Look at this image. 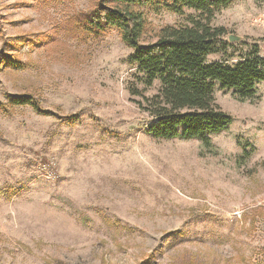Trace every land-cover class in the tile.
Returning <instances> with one entry per match:
<instances>
[{
    "label": "rangeland",
    "instance_id": "1",
    "mask_svg": "<svg viewBox=\"0 0 264 264\" xmlns=\"http://www.w3.org/2000/svg\"><path fill=\"white\" fill-rule=\"evenodd\" d=\"M97 2L0 0V60L26 64L0 63V264H264V81L245 100L215 91L233 120L210 147L152 137L140 94L157 83L143 89L115 29L82 32ZM141 10L142 45L205 16ZM210 16L228 46L209 60L264 55V0ZM17 95L42 111L10 104Z\"/></svg>",
    "mask_w": 264,
    "mask_h": 264
},
{
    "label": "trees",
    "instance_id": "2",
    "mask_svg": "<svg viewBox=\"0 0 264 264\" xmlns=\"http://www.w3.org/2000/svg\"><path fill=\"white\" fill-rule=\"evenodd\" d=\"M233 1L98 0L94 9L84 13L81 22L84 34L96 39L115 29L131 48L127 62L140 74L138 81L143 89L153 88L157 83L150 98L140 94L148 103L149 120L144 131L152 137L197 138L210 147V135L224 130L233 120L215 102V91L233 90L240 100H245L253 97L256 84L264 81V58L259 46L254 45L233 64L227 59H208L209 55L228 46L220 40L225 29L211 26L210 15L213 10L227 7ZM144 7L174 13L188 8L205 16H189L187 24L164 26L153 42L142 45L140 38L146 31V19L141 10ZM47 40L46 35L40 34L28 43L40 44ZM0 63L16 69L26 67L12 54L3 56ZM9 102L12 105L30 104L36 111H42L30 95L10 96ZM0 111H5L3 103H0Z\"/></svg>",
    "mask_w": 264,
    "mask_h": 264
},
{
    "label": "built area",
    "instance_id": "3",
    "mask_svg": "<svg viewBox=\"0 0 264 264\" xmlns=\"http://www.w3.org/2000/svg\"><path fill=\"white\" fill-rule=\"evenodd\" d=\"M261 56L264 58V55L263 54H261Z\"/></svg>",
    "mask_w": 264,
    "mask_h": 264
}]
</instances>
